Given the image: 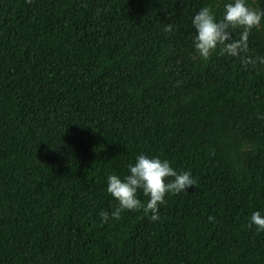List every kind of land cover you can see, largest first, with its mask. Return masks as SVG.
Returning a JSON list of instances; mask_svg holds the SVG:
<instances>
[{
    "label": "trees",
    "instance_id": "16d2710c",
    "mask_svg": "<svg viewBox=\"0 0 264 264\" xmlns=\"http://www.w3.org/2000/svg\"><path fill=\"white\" fill-rule=\"evenodd\" d=\"M223 3L0 0V264H264V68L191 47ZM247 45L264 56V18ZM140 153L194 186L102 223Z\"/></svg>",
    "mask_w": 264,
    "mask_h": 264
},
{
    "label": "clouds",
    "instance_id": "9594fccd",
    "mask_svg": "<svg viewBox=\"0 0 264 264\" xmlns=\"http://www.w3.org/2000/svg\"><path fill=\"white\" fill-rule=\"evenodd\" d=\"M264 18V10L253 9L247 0H224L222 14L218 17L208 5L201 6L190 18L194 30L191 47L196 56L207 59L213 53L218 56L239 57L242 65L264 68V56L248 55L247 37L250 31ZM172 25L164 27L165 32ZM238 35L234 36L233 32ZM105 191L116 204L110 212L101 211V222L119 219L124 211L143 210L150 212V221L158 220V208L164 203L165 195L186 192L194 186V179L188 170L178 171L170 166L167 159L158 155L137 154L134 162L127 164L126 174H106ZM146 199L142 202L139 195ZM248 224L257 232H264V215L254 210L248 217Z\"/></svg>",
    "mask_w": 264,
    "mask_h": 264
}]
</instances>
